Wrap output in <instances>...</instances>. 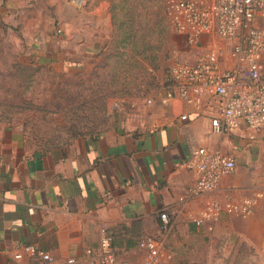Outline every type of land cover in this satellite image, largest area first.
Masks as SVG:
<instances>
[{
	"label": "crops",
	"instance_id": "1",
	"mask_svg": "<svg viewBox=\"0 0 264 264\" xmlns=\"http://www.w3.org/2000/svg\"><path fill=\"white\" fill-rule=\"evenodd\" d=\"M114 5L112 0H0L4 16L59 22L63 42L73 38L75 45L64 44L53 58L74 64L77 53L87 56L101 48L112 28ZM36 29L43 37L51 28ZM167 89L168 83H162L105 132L46 151L31 146L20 126L0 120V264H31L27 255L15 258L22 245L30 243L49 252L53 264H65L70 256L95 260L102 226L113 234L120 263L144 264L140 241L160 234L163 211L173 219L172 230L187 231L193 223L211 233L227 225L221 218L200 226L192 215L209 198H243L215 194L229 174L215 191L190 197L197 173L187 161L192 149L202 146L234 155L235 170L241 163L263 164L264 134L245 126L215 133V96L204 92L200 104L177 94L164 101ZM254 207L246 215H224L264 264V206ZM201 245L204 249L203 239Z\"/></svg>",
	"mask_w": 264,
	"mask_h": 264
},
{
	"label": "rangeland",
	"instance_id": "2",
	"mask_svg": "<svg viewBox=\"0 0 264 264\" xmlns=\"http://www.w3.org/2000/svg\"><path fill=\"white\" fill-rule=\"evenodd\" d=\"M112 1V28L103 45L91 55L77 53L75 64L53 58L64 44L75 45L73 38L63 42L59 22L4 16L0 6V101L14 103L0 104V120L20 126L31 146L48 150L105 132L167 83L173 64L195 61V48L173 28L164 0ZM36 27L51 29L41 37ZM258 165L238 164L217 197L260 193L254 209L264 206V162ZM221 221L227 225L211 233L193 223L187 231L172 230L162 238L160 264H261L260 253L229 226V215Z\"/></svg>",
	"mask_w": 264,
	"mask_h": 264
},
{
	"label": "built area",
	"instance_id": "3",
	"mask_svg": "<svg viewBox=\"0 0 264 264\" xmlns=\"http://www.w3.org/2000/svg\"><path fill=\"white\" fill-rule=\"evenodd\" d=\"M173 28L195 48L193 62L172 65L163 100L176 94L189 103L200 104L206 92L218 100L212 130L225 134L245 126L264 134V0H164ZM62 33V29H58ZM151 102V100H149ZM182 119H187L183 115ZM254 138V137H252ZM187 165L197 173L189 196H203L215 191L224 176L236 168L234 155L219 149L197 146ZM263 194L235 200L207 199L192 219L198 225L217 222L224 214L246 215ZM173 229L167 211L160 213V234L140 241L144 264H160L163 237ZM29 256L31 264H53L54 257L35 244L22 245L16 259ZM65 264H122L113 245V236L101 227L99 254L95 260L70 256Z\"/></svg>",
	"mask_w": 264,
	"mask_h": 264
},
{
	"label": "trees",
	"instance_id": "4",
	"mask_svg": "<svg viewBox=\"0 0 264 264\" xmlns=\"http://www.w3.org/2000/svg\"><path fill=\"white\" fill-rule=\"evenodd\" d=\"M0 104L2 105H7V106H14V103L13 102H10L8 99L7 100H4V101H0ZM38 108V107H37ZM74 140V139H73ZM73 140L69 141V142H66V143H70L72 142ZM63 144V143H62ZM46 151V149H43ZM112 234V233H111ZM113 236V234H112ZM114 245V244H113Z\"/></svg>",
	"mask_w": 264,
	"mask_h": 264
}]
</instances>
